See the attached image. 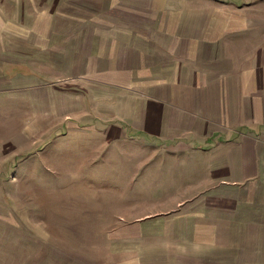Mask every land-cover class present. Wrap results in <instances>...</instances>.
Returning a JSON list of instances; mask_svg holds the SVG:
<instances>
[{"label": "rangeland", "instance_id": "1", "mask_svg": "<svg viewBox=\"0 0 264 264\" xmlns=\"http://www.w3.org/2000/svg\"><path fill=\"white\" fill-rule=\"evenodd\" d=\"M125 25L215 36L234 0H0V264H264V176L246 185L249 220L228 246L188 220L182 202L199 193L185 157L131 126L90 130L133 105L81 93L75 39Z\"/></svg>", "mask_w": 264, "mask_h": 264}, {"label": "crops", "instance_id": "2", "mask_svg": "<svg viewBox=\"0 0 264 264\" xmlns=\"http://www.w3.org/2000/svg\"><path fill=\"white\" fill-rule=\"evenodd\" d=\"M145 26L91 27L75 39L89 84L81 93L117 100L119 110L133 105V113L96 119L90 130L110 135L131 126L135 133H127L150 135L185 157L186 189L199 193L182 202L192 228L234 247V229L249 220L246 185L264 176V0H234V25H215V36L204 25Z\"/></svg>", "mask_w": 264, "mask_h": 264}]
</instances>
